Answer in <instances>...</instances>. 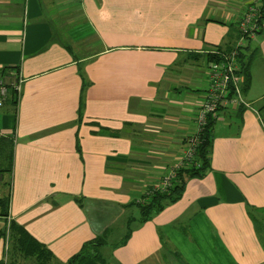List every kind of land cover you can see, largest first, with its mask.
<instances>
[{"label":"crops","instance_id":"1","mask_svg":"<svg viewBox=\"0 0 264 264\" xmlns=\"http://www.w3.org/2000/svg\"><path fill=\"white\" fill-rule=\"evenodd\" d=\"M261 1L0 0V69L23 80L0 108L8 219L55 264L98 237L106 264H264V22L243 94L257 114L220 111L202 174L147 221L137 207L188 148L211 57Z\"/></svg>","mask_w":264,"mask_h":264},{"label":"trees","instance_id":"2","mask_svg":"<svg viewBox=\"0 0 264 264\" xmlns=\"http://www.w3.org/2000/svg\"><path fill=\"white\" fill-rule=\"evenodd\" d=\"M264 22V0L261 1L258 7V16L256 23L259 27L257 35L260 34ZM237 28V38L235 42L224 51H219L218 54L211 57L212 61H219L221 59L219 54L227 53L233 49L240 36V31ZM254 42L248 40L246 44L237 48V62L240 65L239 73L242 77L240 87L242 94L249 88V61L251 53L249 46ZM18 68L4 67L0 69V76H5L8 72ZM17 92L10 91L8 99L15 104L18 100ZM7 99V101H8ZM6 101V102H7ZM239 109H244L239 107ZM262 114L264 113V104L258 109ZM222 111V110H221ZM214 120L208 117L207 122L198 135L197 146L194 150L193 160L184 162L183 166L175 171L174 178L170 182V186L165 191L153 190L144 194L142 200L137 204L140 212V221L145 222L151 216L157 214L162 208L168 204L176 201L185 186L188 178L199 177L209 164V146L211 143V127ZM13 136H0V219L6 225L8 223V240L11 243L12 252L20 254L23 257H35V260L40 264H55L53 258L48 250H46L40 243L35 241L20 225L12 220H9V198L8 193H4V188L7 189L10 184L12 160H13ZM6 227V226H5ZM0 231V240L5 236L6 228ZM105 244L104 238H95L92 241L84 244L81 251L74 255L66 264H106L104 259L100 256L98 248ZM13 254V253H12ZM0 264H5L0 260Z\"/></svg>","mask_w":264,"mask_h":264},{"label":"built area","instance_id":"3","mask_svg":"<svg viewBox=\"0 0 264 264\" xmlns=\"http://www.w3.org/2000/svg\"><path fill=\"white\" fill-rule=\"evenodd\" d=\"M259 3L251 4L237 18L236 24L240 31V36L233 49L227 53L219 54V61L210 62L205 70L207 86L206 93L195 114V133L188 140V148L184 152L182 159L176 163L161 178L158 184L146 190V194L153 190L165 191L171 180L174 178L175 171L183 166L184 162L193 160L194 150L197 146L198 135L205 126L208 117L217 118L223 109H233L243 107L252 109L250 104L244 99L240 84L242 77L239 73L240 65L237 62V48L243 47L248 40L255 42L259 29L256 19L258 16ZM22 78L18 71L12 70L5 76H0V108H2L10 94L15 91L19 94ZM264 124V121H262Z\"/></svg>","mask_w":264,"mask_h":264},{"label":"rangeland","instance_id":"4","mask_svg":"<svg viewBox=\"0 0 264 264\" xmlns=\"http://www.w3.org/2000/svg\"><path fill=\"white\" fill-rule=\"evenodd\" d=\"M4 227L5 226L0 228L4 229ZM5 228V236L1 238V244L4 243L5 249L1 260L4 261L5 264H40L35 260V257H23L20 254H15L14 252H12L11 243L10 240H8V223L6 224Z\"/></svg>","mask_w":264,"mask_h":264}]
</instances>
